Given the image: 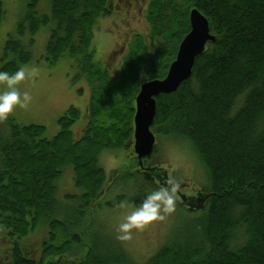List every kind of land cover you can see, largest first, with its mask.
I'll return each mask as SVG.
<instances>
[{
  "label": "trees",
  "instance_id": "16d2710c",
  "mask_svg": "<svg viewBox=\"0 0 264 264\" xmlns=\"http://www.w3.org/2000/svg\"><path fill=\"white\" fill-rule=\"evenodd\" d=\"M24 1L0 71L12 74L31 62L34 35L49 26L43 59L50 65L70 59L74 80L89 86V101L80 137L72 129L80 117L74 106L59 116L50 139L41 124L10 116L0 124V264H138L106 222L92 218L91 201L114 180L98 159L104 151H131L139 86L165 75L189 30L191 8L207 18L215 40L196 58L188 80L156 97L151 129L184 141L204 167L205 190L184 196L188 207L201 204L204 211L183 241L163 244L143 264H264V0H147L148 34L125 43L112 76L110 65L96 60L92 41L97 20L112 15L121 0H46L48 13L38 11L40 0ZM4 16L0 0V23ZM133 159L138 163L134 152ZM66 167L80 193L61 200L56 181ZM135 170L147 173L140 183L136 174L110 172L126 179L120 188L127 194L107 206L125 198L139 206L167 175L144 163ZM39 229L43 235L32 243Z\"/></svg>",
  "mask_w": 264,
  "mask_h": 264
},
{
  "label": "rangeland",
  "instance_id": "374dc122",
  "mask_svg": "<svg viewBox=\"0 0 264 264\" xmlns=\"http://www.w3.org/2000/svg\"><path fill=\"white\" fill-rule=\"evenodd\" d=\"M126 1L118 2L116 11L114 9L112 15L106 19H98L95 24L92 41L96 49L95 58L110 65L108 73L111 76L119 67L120 58L118 54L124 52L125 43L129 44L134 34H148L149 30L143 11L147 0H133L130 3L128 0ZM4 6L5 16L0 23V58L8 35H16L17 23L25 11V1L4 0ZM37 9L40 13H48V2L40 0ZM48 34L49 26H42L35 33V42L31 48L32 60L23 66L26 70V78L18 85L22 92L25 90L30 92L32 101L27 109L16 108L10 117H15L18 122L24 124L43 125L45 127L44 136L50 139L59 130L57 122L59 116L68 107L74 106L80 111V117L72 129L74 135L80 137L86 123L89 86L84 78L74 80L75 70L70 59L62 57L53 65L48 64L43 59ZM28 35L29 33L24 36ZM33 69H35V76L32 75ZM3 89L4 85L0 84V91ZM3 121H0V124ZM180 142L185 143L177 137L156 136L155 153L151 158L145 159L143 163L150 168H164L167 177H174L180 184L179 193L182 196L196 195L198 190H205L207 186L208 179L205 169L197 160L196 155L188 149L187 144ZM132 143L133 140H131V148ZM98 161L99 165L106 170L107 176L111 179L114 178V180H108L105 183L103 192L101 191L91 201L89 209L94 213L92 218H101L106 222L107 231L117 235L116 230L119 223L135 206H132L127 198L112 207L106 205L107 201L114 200L117 195L127 194L126 190L122 192L123 189L120 188L126 179L110 172L117 168L122 171L121 175L136 174V183H140L141 176L147 177V173L142 174L135 170L138 163L133 159L132 149L131 151L120 149L101 152ZM56 193L61 200L66 194L80 193V190L74 186L70 167L64 168L61 177L56 181ZM61 202L66 206L74 203ZM188 206L180 196L179 198L177 196L175 213L167 216L164 221L153 222L142 231L133 230L132 239L120 241V243L127 249L136 263L143 264L163 244L170 241H183L187 234L192 233V224L198 221L197 219L204 211V206L201 204L194 207ZM59 217L61 216L59 215ZM42 235V230L39 229V232L32 238V243H37ZM236 243L238 242L236 241Z\"/></svg>",
  "mask_w": 264,
  "mask_h": 264
},
{
  "label": "water",
  "instance_id": "95a60500",
  "mask_svg": "<svg viewBox=\"0 0 264 264\" xmlns=\"http://www.w3.org/2000/svg\"><path fill=\"white\" fill-rule=\"evenodd\" d=\"M188 18L189 30L180 40L165 75L143 81L134 99L132 148L139 166H143V159L150 156L155 147L156 136L151 125L156 113V97L174 92L188 80L196 58L203 54L209 42L215 40L207 18L198 9L191 8ZM180 197L185 202V197Z\"/></svg>",
  "mask_w": 264,
  "mask_h": 264
},
{
  "label": "clouds",
  "instance_id": "9594fccd",
  "mask_svg": "<svg viewBox=\"0 0 264 264\" xmlns=\"http://www.w3.org/2000/svg\"><path fill=\"white\" fill-rule=\"evenodd\" d=\"M35 76V69L32 70ZM26 78V70L23 66L9 74L0 71V84L4 89L0 91V121L7 120L16 108L27 109L32 101L29 91H21L18 85ZM180 184L174 177L161 186L154 188L144 198L139 206L125 215L116 230V239L129 241L133 237V230L142 231L155 221H164L167 216L177 210V191Z\"/></svg>",
  "mask_w": 264,
  "mask_h": 264
},
{
  "label": "flooded vegetation",
  "instance_id": "af4514ba",
  "mask_svg": "<svg viewBox=\"0 0 264 264\" xmlns=\"http://www.w3.org/2000/svg\"><path fill=\"white\" fill-rule=\"evenodd\" d=\"M161 182L164 184V183H166L167 181H166V177H165V179L164 180H161ZM177 194H179V190L177 191ZM179 196H180V194H179Z\"/></svg>",
  "mask_w": 264,
  "mask_h": 264
}]
</instances>
